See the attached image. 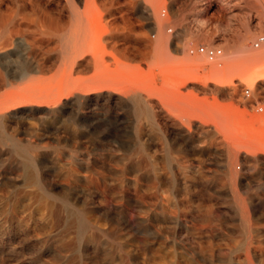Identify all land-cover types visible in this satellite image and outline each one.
<instances>
[{
	"label": "rangeland",
	"instance_id": "1",
	"mask_svg": "<svg viewBox=\"0 0 264 264\" xmlns=\"http://www.w3.org/2000/svg\"><path fill=\"white\" fill-rule=\"evenodd\" d=\"M0 1L3 8L17 7V0ZM87 1L75 0L78 14L75 19L68 13L66 0H58L55 9L63 15L62 32L73 27L80 29L81 40L88 43L93 55L99 56V66L93 64L82 77L90 80L107 79L108 85L113 88L111 90L109 87V92L115 93L112 100L106 99L101 103L102 107L93 106L88 111V118L79 119L77 114L61 118V122L57 124V135L51 130L47 116L43 120L31 117L29 121H25L26 124L12 127L10 132L19 134V138L24 141L41 139L38 155L40 160L42 158L43 174L53 194L61 197L60 199L69 196L73 199L74 195L80 194L81 200L83 199L80 200V205L98 210V216L117 205V194L121 191L117 186L121 180L120 171L127 167V164L129 167L134 161H140L138 163L143 162L145 174L157 169L159 175L157 183L151 184L149 178L145 180L147 185H150L144 189L145 195L160 197L172 215L185 213L189 216L188 226L200 228L203 223L190 218L199 216L206 207L215 204L217 208H223L226 226L232 227L236 224L233 222V212L226 206L220 207L219 201L216 200L221 191L220 179L224 178V166L229 159L226 147L234 145L235 149H231L232 156L241 153L248 156L250 162L264 157V152L254 154L248 149L257 142L264 147V79L256 81L255 90L244 84L247 78H252L257 70L264 68V43L257 49L252 47L257 37L264 36V0H145L152 7V15L160 25L158 32L148 34V39L153 44H159L162 39L169 42L158 60L157 56L152 55L148 59L145 55L147 45H143L141 34L146 32V29L144 23L137 18L133 0H90V7L87 6ZM102 6H106V11ZM65 8L67 9L64 10ZM165 8H168L169 13L160 18L159 13ZM101 17L104 23L116 22L115 29L101 41L106 47L102 54L96 23ZM130 27L136 28V35L132 34L127 43L125 38ZM169 28L172 33L167 32ZM182 29H187V35L179 38L178 34ZM198 45L219 48L222 50V56L213 63L207 62L204 56H190L189 48ZM58 46L61 48L63 41L58 43ZM115 49L130 56L123 58L114 51ZM190 60L195 62L190 64ZM151 63L156 64L153 72H150L149 68ZM122 66L137 68L138 72L140 71V83L143 85H138V91L148 103L154 105L156 123L136 117L133 110L126 106V100L123 105L117 103L119 95L128 90L125 76H120ZM150 83H155L154 89L150 87ZM233 84H243L240 95L246 106L238 104L227 94ZM246 89L249 90V96L245 95ZM220 90L224 94L220 93ZM103 93L104 97H108L107 91ZM91 99L95 104L98 101L96 95H92ZM215 132L221 134L223 141L225 140L224 145L213 138L211 134ZM19 163L20 159L11 156L7 148H0V217H3L1 211L13 204L11 201L17 194L37 191L34 187H24L25 174L17 172ZM72 166L80 171L76 168L72 170ZM258 168L260 169L259 165L254 168L255 172L252 170L250 174H258ZM69 171H74L78 176L86 173L93 175V178L99 177L103 179L104 187L73 182L69 189L68 183L71 180L66 177ZM233 171L238 174L246 172L244 165L239 163L234 164ZM172 187L181 191L177 198L173 196ZM262 220L258 225L264 230V217ZM172 230L167 235L171 239H181L183 236L182 239L186 238L188 242L197 241V231L180 227ZM174 234L180 236L174 237ZM0 238V244L7 241L6 237ZM34 240L35 237L14 246L21 249L34 243ZM39 253V247L25 249L23 264H56L60 259V255L55 251L43 257ZM6 259L1 256L0 264H7Z\"/></svg>",
	"mask_w": 264,
	"mask_h": 264
},
{
	"label": "bare ground",
	"instance_id": "2",
	"mask_svg": "<svg viewBox=\"0 0 264 264\" xmlns=\"http://www.w3.org/2000/svg\"><path fill=\"white\" fill-rule=\"evenodd\" d=\"M146 1L133 0L132 4L136 7L137 18L144 23L146 29L141 34L143 45H147L145 55L148 59L152 55L157 56L158 60L169 42L162 39L159 44H153L148 39V34L158 32L160 25ZM57 3L58 0H17L16 9L0 5V148H7L11 156L20 159L17 172L25 174L24 187L37 189L36 192L24 191L17 194L11 201L13 204L1 211L3 217H0V237H6L7 241L3 240L0 244V255L7 258V264H23V251L35 247H39L41 257L57 252L60 259L56 264H264V230L258 225L263 222L264 217V157L256 162H250L248 156L241 153L233 157L231 149H235L234 145L226 147L229 159L224 166V178L219 181L221 191L216 196L220 207L226 206L233 212V222L236 224L232 227L226 226L223 208H217L215 204L206 207L199 216L190 218L202 222L203 226L200 228L188 226L189 216L185 213L172 215L160 197L145 195L144 189L150 187L145 180L149 178L151 184L157 183L159 175L157 169L145 174L142 161V166L138 163L140 161H134L131 166L128 167L127 164V167L119 170L121 180L117 186L121 191L115 197L117 205L99 216L98 210L80 205V194L74 195L73 199L70 196L60 199L61 197L53 194L43 174L42 158L40 160L38 155L41 139L24 141L19 138V134L11 133L10 130L14 126L23 125L31 117L43 120L47 116L49 122L46 121L56 134L61 118L70 114H77L79 119L87 117L93 106H101L106 99L111 101L115 94L109 92L112 86L108 85L107 79L90 80L82 77L93 64L99 66V56L93 55L92 48L90 51L88 43L81 40L80 29L73 27L62 32L63 15L55 9ZM65 4L68 5L70 17L75 19L78 16L75 0H66ZM87 6L90 7V0L87 1ZM105 8L106 6H102L104 11ZM96 23L101 44L103 38L115 29L116 22L104 23L101 17ZM135 33L136 28L130 27L125 41L129 43ZM186 35L187 29H182L178 37ZM61 41L63 46L60 48L58 43ZM105 50L106 47L101 44L100 53ZM114 51L123 58L130 56L117 49ZM194 62L190 60V64ZM154 63L149 66L150 72L156 66ZM257 71L252 78H245L246 86L254 89L256 81L264 79V68ZM139 72L137 68L122 66L120 76H125L128 90L119 95L117 103L123 105L126 100V106L133 110L136 117L156 123L154 105L148 103L138 91V85L141 84ZM234 86L227 94L238 104L246 106L240 95L243 84ZM150 87L154 89L155 83H150ZM106 91L108 97L103 95ZM219 92L223 93L221 90ZM92 95L98 97L96 104L91 99ZM219 134L215 132L211 135L224 145L225 140ZM262 135L261 133L260 136ZM260 145L257 142L255 146L247 147L258 154L264 152V147ZM235 163L244 165L246 172L235 173ZM257 165L260 167L259 173L250 174ZM72 168L75 169L73 166ZM92 176L86 173L78 176L74 171H69L66 176L71 180L68 183L69 189L73 182L87 186L95 184L101 188L103 179ZM172 188L173 196L177 198L181 191ZM252 189L257 191L251 192ZM175 227L197 231V241L188 242L186 238L182 239L183 236L181 239L169 238V231ZM180 234H174V237ZM33 237L35 240L31 245H25L21 249L14 246L21 241L26 243Z\"/></svg>",
	"mask_w": 264,
	"mask_h": 264
},
{
	"label": "built area",
	"instance_id": "3",
	"mask_svg": "<svg viewBox=\"0 0 264 264\" xmlns=\"http://www.w3.org/2000/svg\"><path fill=\"white\" fill-rule=\"evenodd\" d=\"M168 13H169L168 8L162 9L159 13V17L164 18ZM167 32L172 33V29L169 28ZM263 43H264V36H259L254 40L252 47L257 49ZM188 54L190 56H194V55L204 56L207 62L213 63L222 56V50L216 47H206L204 45H198L196 47L189 48ZM244 92L246 96H249L248 89H246Z\"/></svg>",
	"mask_w": 264,
	"mask_h": 264
}]
</instances>
